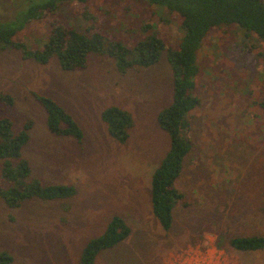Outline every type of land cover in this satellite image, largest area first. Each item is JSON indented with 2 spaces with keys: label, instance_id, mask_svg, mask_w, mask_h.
<instances>
[{
  "label": "rangeland",
  "instance_id": "rangeland-1",
  "mask_svg": "<svg viewBox=\"0 0 264 264\" xmlns=\"http://www.w3.org/2000/svg\"><path fill=\"white\" fill-rule=\"evenodd\" d=\"M48 1L0 0V23L20 26L31 8ZM55 18L127 47L158 36L178 49L183 36L181 18L164 7L87 0L44 12L12 37L16 47H0V95L13 101L0 105V113L15 132L31 123L21 155L32 176L75 189L71 198H33L19 208L0 199V250L12 264H77L86 242L119 216L128 238L94 264H264V250L240 252L229 245L235 237L264 236V43L235 25L211 30L202 42L192 91L199 103L187 116L192 149L174 184L183 197L165 231L150 197L152 174L170 148L156 120L172 101L165 55L150 68L124 73L113 58L93 54L77 71L62 70L56 58L46 64L25 59L24 49H42ZM35 95L54 99L74 117L82 143L48 130ZM112 106L132 117L125 143L112 139L101 120Z\"/></svg>",
  "mask_w": 264,
  "mask_h": 264
},
{
  "label": "trees",
  "instance_id": "trees-1",
  "mask_svg": "<svg viewBox=\"0 0 264 264\" xmlns=\"http://www.w3.org/2000/svg\"><path fill=\"white\" fill-rule=\"evenodd\" d=\"M83 5L87 0H49L41 7L31 8L20 26L10 22L0 23V47H16L12 37L24 24L39 19L44 12L55 14L60 6L68 2ZM150 5L164 7L169 13L181 18L183 36L178 49L166 44L158 36H152L138 42L133 47L103 37L96 33L87 36L65 25L55 18L41 50H23L25 59L46 64L56 58L64 71L85 69L89 56H107L116 61V69L124 73L132 68H150L156 65L164 54L170 65L172 75V101L160 110L156 120L158 126L168 134L170 148L154 170L150 183L152 214L163 230L172 227V211L182 194L175 188V181L180 176L183 161L192 149L188 136V114L198 105L193 96L194 79L198 74L197 52L211 30L232 25L243 29L246 34H254L264 43V0H143ZM12 22V21H11ZM39 104L46 111L48 130L57 136L72 138L82 143L83 132L76 120L58 102L46 96L35 95ZM12 98L0 95V105H12ZM264 105V104H263ZM101 120L108 135L125 143L128 131L133 126L129 113L116 107H108L101 112ZM27 122L24 129L15 132L12 121L0 113V199L10 208H19L33 198L42 201L63 200L75 195V189L69 185L47 184L32 176L31 168L21 155L29 142ZM130 230L125 221L114 216L104 232L88 240L84 245L77 264H94L97 256L111 249L128 238ZM232 249L240 252L264 250V236L235 237L229 240ZM0 264H12L11 256L0 250Z\"/></svg>",
  "mask_w": 264,
  "mask_h": 264
},
{
  "label": "crops",
  "instance_id": "crops-1",
  "mask_svg": "<svg viewBox=\"0 0 264 264\" xmlns=\"http://www.w3.org/2000/svg\"><path fill=\"white\" fill-rule=\"evenodd\" d=\"M162 160V159H161ZM161 162V161H160ZM160 164V163H159Z\"/></svg>",
  "mask_w": 264,
  "mask_h": 264
}]
</instances>
